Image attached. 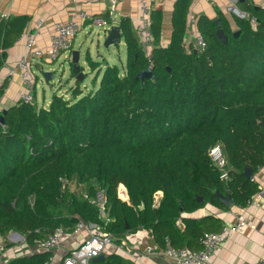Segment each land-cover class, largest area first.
<instances>
[{
  "label": "trees",
  "instance_id": "1",
  "mask_svg": "<svg viewBox=\"0 0 264 264\" xmlns=\"http://www.w3.org/2000/svg\"><path fill=\"white\" fill-rule=\"evenodd\" d=\"M191 1L176 0L166 46L158 45L161 12H151L154 47L148 57L138 47L130 21L121 19L124 71L105 64L90 90L80 88L83 78L75 80L68 99L53 94L46 107L18 100L5 109L0 121V232L17 231L33 245L35 237L57 228L72 232L81 220L100 226L116 242L143 228L159 247L168 241L197 249L199 237L217 230L218 220L184 213L207 202L224 208L215 190L228 188L233 203L242 206L256 193L257 183L241 171H256L264 163V8L237 0L247 17L235 16L236 36L220 14L226 43L216 36L214 19L200 15L196 28L205 47L190 50L184 34ZM27 19L1 20L0 67L4 50ZM86 60L98 66L89 56ZM147 67L153 77L136 79ZM70 74L74 78L71 67ZM216 143L228 162L227 182L219 179L208 156ZM71 182L80 191L70 188ZM119 184L128 201L117 196ZM101 188L110 207L107 223L93 202ZM158 191L161 197L154 205ZM49 256L42 250L5 264H44ZM100 262L133 264L120 254L89 264Z\"/></svg>",
  "mask_w": 264,
  "mask_h": 264
},
{
  "label": "crops",
  "instance_id": "2",
  "mask_svg": "<svg viewBox=\"0 0 264 264\" xmlns=\"http://www.w3.org/2000/svg\"><path fill=\"white\" fill-rule=\"evenodd\" d=\"M251 1L255 6L264 8V0ZM175 2L176 0H165L164 2H156L153 4V10H159L162 17L160 39L158 43L159 46H166L170 41L172 32L171 16ZM234 5L238 7L237 0H192L186 19L184 46L187 47L188 42L190 41L189 31L196 28V20L200 15H205L208 18L215 19L218 18L220 14H222L230 23L232 29L236 30L234 18L238 15L232 10H228L229 7L233 8ZM107 8L108 0H3L0 6V12L7 14V18L26 16L28 19L22 33L16 38V40H14L10 47L4 50L6 55L2 66L0 67V87L2 89V94L0 95V110L6 109L9 106L15 104L19 99L20 93H24L23 83L18 77L17 73H13L12 75L8 73L10 68L16 67L19 56L25 52L24 42L21 38V35L24 32L26 33L39 30L40 35L37 37L36 45L40 48L46 49L49 45V34L51 33L52 26L55 22L65 21L71 16L73 12L80 10L86 11L92 15L105 16ZM138 8V2L136 0H121L117 3L116 10L113 14V21L115 25H119L121 19H128L130 21L136 39L137 35L134 30V26L138 18ZM191 18L195 20V27L189 22ZM94 28L95 27L91 28L89 24L85 22L80 31H82V33L86 36L90 34ZM95 30H97V33H99L97 28H95ZM78 33L73 39L70 54L71 50H78L80 60V49L74 46L75 38L77 37ZM97 35V38L100 39L101 34L99 33ZM120 43H123L125 47V42L122 36L118 44ZM153 47L154 44H152L149 48L150 52ZM70 54L65 52L62 53V56L65 60L69 61V77L73 78L70 74ZM87 56L90 57V55L87 54L85 55V59ZM45 57L46 56L44 55L42 58L36 59L33 63V92L35 91L37 82L39 80L36 73H42V71H51L49 68L45 69L42 67V63L45 62ZM102 62L103 64L107 63L105 60ZM83 63L87 68L88 64L85 60ZM125 64L120 67L122 71L125 69ZM72 81L73 84H75L74 78ZM33 92L32 94L35 96V93ZM58 94L63 98L68 99L67 94L62 92H59ZM32 102L37 104L35 97H32ZM49 102L50 100H47L40 106L46 107ZM251 180L257 183L258 190L261 187L264 189V163L259 166L256 171H253ZM117 196L121 200L128 201L127 191L123 184L118 185ZM160 197L161 191L156 192L154 197V205L158 204ZM250 200L251 197L248 201ZM248 201L243 206L235 205L233 203L229 208H221L207 202L195 211L183 214L184 216H190L196 219L206 216H212L216 218L218 220L219 227L214 231H219L224 224H231L236 220L237 216H241L245 219L246 224L240 230H234L231 236L213 253L211 257L212 264H264V191L261 193V196L256 200L255 203ZM86 224H91V228H82L76 232H66L63 230L60 243L57 247L50 250L49 257L52 258L50 264H55L53 263L55 258L58 259L59 257L56 263L58 264L63 255H65L71 249H74L83 239L88 236L89 233L102 230L100 226L96 227L95 224L88 222ZM176 224L178 226H182L181 220H178ZM150 243H154V240L149 235L148 231L143 228H138L135 231L126 232L118 242L113 239L111 243L106 245L102 254L104 259L110 254H120L133 264H178L170 258H166L157 254L146 253L144 251L145 246ZM16 246L17 245L13 244L1 252V264H5L15 256L28 255L42 251L38 247L27 243L24 246H20L19 248H14ZM98 264H105V262H100Z\"/></svg>",
  "mask_w": 264,
  "mask_h": 264
},
{
  "label": "built area",
  "instance_id": "3",
  "mask_svg": "<svg viewBox=\"0 0 264 264\" xmlns=\"http://www.w3.org/2000/svg\"><path fill=\"white\" fill-rule=\"evenodd\" d=\"M3 0H0V6ZM121 0H108V8L105 16L92 15L86 11L80 10L73 12L65 21H57L52 26L49 34V45L46 49L36 45L37 37L40 35L39 30L33 32H24L21 38L24 42L25 52L21 54L17 60L15 68H10L8 73L12 75L17 73L23 83L24 93H20L19 99L22 102L32 101V91L34 86L33 63L36 59L42 58L44 55L50 61L56 60L62 53H69L72 42L76 34L81 30L85 22L91 28L95 27L99 33L107 31L114 24L113 14L116 10L117 3ZM138 2V18L134 26L137 35V44L142 52L148 57L150 55L149 48L153 44V36L151 31V12L153 4L156 2H164L165 0H136ZM228 10H232L229 7ZM240 17H247L244 12L237 14ZM7 14L0 12V19H6ZM190 24L195 27V20L191 18ZM253 22V20H252ZM190 41L187 49L202 50L205 47V41L199 31L195 28L189 31ZM1 52V50H0ZM16 71V72H15ZM208 156L211 164L219 171V179L227 182L229 180L228 162L223 153L222 145L216 143L208 150ZM264 189L261 187L252 195L248 202L255 203L261 196ZM93 202L96 204L99 216L104 223L110 221L107 214L106 198L103 188L97 190ZM246 224L245 219L237 216L236 220L231 224H224L219 231L205 232L199 239V248L189 249L187 247H175L168 243L164 248L159 247L155 242L147 244L144 251L148 254H157L166 258H170L178 264H212L211 257L216 249L223 244L232 234L234 230H240ZM97 227V225H95ZM91 228V224H86L78 220L73 227L72 232L79 229ZM101 228V227H100ZM35 233L39 234L40 229L37 228ZM63 229L57 228L43 236H37L33 239V245L41 250H52L57 247L61 241ZM114 238L110 233L97 230L89 233L74 249L68 251L58 264H89L91 259L104 252L107 244L111 243ZM26 243V241H25ZM52 258L49 257L44 264H50ZM1 262V260H0Z\"/></svg>",
  "mask_w": 264,
  "mask_h": 264
},
{
  "label": "rangeland",
  "instance_id": "4",
  "mask_svg": "<svg viewBox=\"0 0 264 264\" xmlns=\"http://www.w3.org/2000/svg\"><path fill=\"white\" fill-rule=\"evenodd\" d=\"M97 34L99 33H97V30L94 28L92 32L86 36L82 33V31H80L75 38L74 46L80 49L81 56L79 63L80 66L83 67L82 69L85 75L80 85V88L84 91L92 89L91 81L94 76H97V81H99L105 64H109V66L116 64L119 67L125 64L126 53L123 43L104 47L103 38H97ZM87 54L90 55V59L93 62H98L97 67L94 68L90 66V63L85 59V55ZM84 60L88 64L87 68L83 63ZM103 60L107 61V63L103 64ZM44 61L45 62L42 63V67L45 69L49 68L54 74V78L52 81L47 83L44 81L40 72L36 73L39 80L35 91H32L35 93V96H33V94H31V96L35 97L38 106L45 103L47 100H50L53 94L61 96L58 94L59 92L67 94L69 98L71 96L70 88L74 86L72 81L73 78L69 77V61L65 60L62 54L54 61H49L46 57L44 58ZM69 186L72 189H77V187L79 189V186H76L73 182L69 183ZM78 191H80V189ZM155 195L156 193L154 194V197ZM13 244L17 245L14 248L24 246L26 244L25 237L14 230H8L4 233L0 232V255L2 251L9 248ZM58 259L55 258L53 263L56 264Z\"/></svg>",
  "mask_w": 264,
  "mask_h": 264
},
{
  "label": "water",
  "instance_id": "5",
  "mask_svg": "<svg viewBox=\"0 0 264 264\" xmlns=\"http://www.w3.org/2000/svg\"><path fill=\"white\" fill-rule=\"evenodd\" d=\"M233 12L235 14L240 13L241 11L238 9V7L236 5L233 6ZM214 22L218 25V28L216 30V36L218 37V39L220 41H222L223 43L227 42V35L226 33L223 31V29L220 27V20L219 18H215ZM239 31L236 30L235 32H233V35H238ZM101 38H103V45L104 47H108L110 45H115L118 44L120 42V38H121V33H120V27L119 25H111L110 28L107 31H104L102 33H100ZM70 67L72 72L75 74L74 75V80H82L84 78V71L82 69V66H80L78 60H79V51L78 50H71V54H70ZM42 77L44 79L45 82L49 83L50 81H52V79L54 78V74L50 71H42ZM153 77V73L150 67H147L141 71H139L136 75V79H141L144 80L146 78H152ZM5 111V109L2 110V114L0 115V121H3V112ZM262 125L264 126V122L262 123ZM241 174L247 179L250 180L252 178L253 175V170H251L248 167H244L243 170L241 171ZM214 196H216L218 198V200L221 202V204L226 207L229 208L232 204H233V200L231 198L230 195V190L227 188L225 189L222 193L219 192L218 190L214 191ZM143 205H140V208H142ZM109 209L110 207L107 208V216L109 215ZM104 256L103 254H99L95 257H93L91 259V261H97V260H103Z\"/></svg>",
  "mask_w": 264,
  "mask_h": 264
}]
</instances>
